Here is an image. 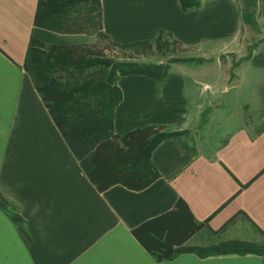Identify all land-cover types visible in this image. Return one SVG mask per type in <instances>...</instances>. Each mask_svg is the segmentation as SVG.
I'll list each match as a JSON object with an SVG mask.
<instances>
[{
    "label": "crops",
    "instance_id": "crops-1",
    "mask_svg": "<svg viewBox=\"0 0 264 264\" xmlns=\"http://www.w3.org/2000/svg\"><path fill=\"white\" fill-rule=\"evenodd\" d=\"M196 1L185 12L180 0H100V32L109 43L131 46L163 33L190 52L187 58L206 60L172 63L160 88L154 78L121 75L136 66L114 61L106 75L121 91L114 132L192 131L207 110L202 128L230 110L245 112L247 121L232 120L218 145L203 151L195 144L194 154L165 139L151 153L156 181L140 191L114 185L99 192L23 69L37 0H0V192L23 221L14 225L0 211V264H264V255L192 253L157 263L132 235L178 200L216 232L214 245L256 248L242 232H264V69L241 61L240 32L249 26L236 17L233 1Z\"/></svg>",
    "mask_w": 264,
    "mask_h": 264
},
{
    "label": "trees",
    "instance_id": "trees-1",
    "mask_svg": "<svg viewBox=\"0 0 264 264\" xmlns=\"http://www.w3.org/2000/svg\"><path fill=\"white\" fill-rule=\"evenodd\" d=\"M232 1H238L241 6L240 10L234 8L236 17L243 24L255 27L256 10L262 0ZM180 2L185 12L198 6L196 0ZM33 26L23 69L80 168L97 191H105L114 185L140 191L151 185L160 177L151 162V153L165 139L175 140L183 152L196 153L190 130L173 132L166 126H145L122 136L115 134L113 119L121 101V91L106 82L108 69L114 61L103 52L95 51L94 46L67 43L63 37L87 34L105 39L100 32V0H37ZM40 33L56 36V39L46 42L38 37ZM162 36L160 33L154 40L158 51L165 45ZM109 44L131 49L150 42L131 46ZM251 47L243 60H251L252 66L264 69V51L252 56L255 46ZM203 61L206 60L177 58L165 64L122 68L119 72L121 75L154 78L160 88L172 63ZM207 113L208 110L202 113L196 129L206 123ZM0 211L14 225L23 224L19 211L1 192ZM201 228L211 236L216 234L209 230L207 222H197L187 205L178 200L173 210L142 223L132 230V235L157 263L172 261L186 253L200 258L227 254L264 255V249L218 245L207 249L184 247L186 239ZM23 236L28 243L30 239L25 232Z\"/></svg>",
    "mask_w": 264,
    "mask_h": 264
},
{
    "label": "rangeland",
    "instance_id": "rangeland-1",
    "mask_svg": "<svg viewBox=\"0 0 264 264\" xmlns=\"http://www.w3.org/2000/svg\"><path fill=\"white\" fill-rule=\"evenodd\" d=\"M235 9L240 10L241 6L238 1L232 2ZM258 9L256 10L257 16L255 14L256 25L255 27H244L241 29V35L245 39L246 44V54L249 53V48L255 46V50L252 52V56H256L260 52L264 51V0L262 4L259 3ZM161 51L157 50L156 43L154 41L150 42L149 45H141L131 49H120L111 46L105 39L98 38L95 35L81 34L78 37L69 36L66 39L68 43L74 44H86L88 46H94L95 51L103 52V54L112 59L113 61L121 62L125 66H139L142 64H156V63H166L172 59L177 58H187L190 56V52L184 49L179 44L173 42L170 38L162 36ZM251 47V48H252ZM245 61V60H241ZM240 61V62H241ZM250 64L251 60H250ZM235 63H233L231 70L235 69ZM245 112L237 111H227L226 113H221L211 121L204 128L192 130L190 137L192 138L194 144H196L203 151L206 149L214 148L220 141L226 137L225 131L229 130L230 123L234 120L237 124L238 121H247V118H243ZM229 125V126H228ZM168 131H174V128H168ZM255 243L254 249H264V233H251L249 231L242 232L243 239H250ZM249 237V238H248ZM219 237H212L208 232L201 228L196 231L191 237L186 239L183 246L189 249H207L216 243Z\"/></svg>",
    "mask_w": 264,
    "mask_h": 264
}]
</instances>
